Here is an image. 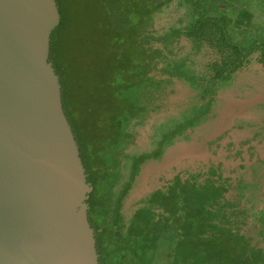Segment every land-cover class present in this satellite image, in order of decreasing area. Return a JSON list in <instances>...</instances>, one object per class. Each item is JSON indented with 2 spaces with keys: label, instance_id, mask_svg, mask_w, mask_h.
<instances>
[{
  "label": "trees",
  "instance_id": "trees-1",
  "mask_svg": "<svg viewBox=\"0 0 264 264\" xmlns=\"http://www.w3.org/2000/svg\"><path fill=\"white\" fill-rule=\"evenodd\" d=\"M56 1L61 20L50 60L93 186L88 219L100 263L159 264L164 251L165 264H264V203L252 215L254 203L245 204L242 191L245 169L254 181L264 179V103L248 107L259 118L232 116L206 140L207 159L185 157L132 194L145 164L214 117L225 95L241 100L262 91L264 40L244 46L230 34V19L206 14L199 0H186L193 23L163 31L156 22L173 0ZM74 41L81 44L76 64L68 56ZM176 100L190 110L158 137L156 122ZM144 137L155 146L131 153ZM220 148L222 158L214 159Z\"/></svg>",
  "mask_w": 264,
  "mask_h": 264
},
{
  "label": "water",
  "instance_id": "water-1",
  "mask_svg": "<svg viewBox=\"0 0 264 264\" xmlns=\"http://www.w3.org/2000/svg\"><path fill=\"white\" fill-rule=\"evenodd\" d=\"M56 0H0V264H101L50 60Z\"/></svg>",
  "mask_w": 264,
  "mask_h": 264
},
{
  "label": "rangeland",
  "instance_id": "rangeland-1",
  "mask_svg": "<svg viewBox=\"0 0 264 264\" xmlns=\"http://www.w3.org/2000/svg\"><path fill=\"white\" fill-rule=\"evenodd\" d=\"M202 10L211 16H226L230 19L228 29L233 38L239 41L244 46L248 47L256 40H264V0H199ZM157 19L156 25L161 31L167 29L172 25L185 26L195 21V12L190 2L186 0H173L170 7L161 14ZM68 53L69 58L73 64L78 62V52L80 42L74 41ZM78 47V48H77ZM253 103H264V88L257 93L253 98L236 100L230 95H225L224 103L217 104L215 107L216 115L208 120L203 121L195 127V133L190 136H183L175 138L174 145L167 151L165 156L158 160H149L143 167L142 173L139 175V182L135 188L133 195L139 196L144 189H147L161 177L164 169L173 167H180L185 157H193L204 159L213 154L212 148L205 145V141L211 139L217 134L221 133L230 123L231 117L237 114L248 116L250 114L256 116L261 112H250L248 108ZM189 105L176 100V102L169 108L168 112L160 115L156 122L155 131L160 134L169 128L170 124L177 118H180L182 111L187 113ZM264 112V111H262ZM151 132H154L153 130ZM155 146L154 140L150 137H144L140 140V144L136 149H132L131 153L150 150ZM224 149L220 148L214 159L222 158ZM247 162V161H246ZM245 162V163H246ZM123 167L124 180L129 177L130 160H125ZM228 164L229 161H226ZM249 163V162H247ZM172 167H169L171 166ZM226 164V170L232 177L238 176L235 169H229ZM235 163H233L234 165ZM264 165L260 169L262 173ZM242 171V170H241ZM246 181L243 183V201L245 204H253L252 215L258 213L263 207L264 195L260 189L264 186L263 181H254L253 174H249L245 169ZM261 192V193H260ZM261 238L257 231V239ZM164 251L160 252L158 259H161L159 264H165Z\"/></svg>",
  "mask_w": 264,
  "mask_h": 264
}]
</instances>
